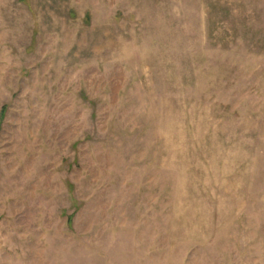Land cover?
Listing matches in <instances>:
<instances>
[{"label":"rangeland","instance_id":"obj_1","mask_svg":"<svg viewBox=\"0 0 264 264\" xmlns=\"http://www.w3.org/2000/svg\"><path fill=\"white\" fill-rule=\"evenodd\" d=\"M0 264H264V0H0Z\"/></svg>","mask_w":264,"mask_h":264},{"label":"trees","instance_id":"obj_2","mask_svg":"<svg viewBox=\"0 0 264 264\" xmlns=\"http://www.w3.org/2000/svg\"><path fill=\"white\" fill-rule=\"evenodd\" d=\"M19 1L23 3V2H25L26 0H19Z\"/></svg>","mask_w":264,"mask_h":264}]
</instances>
